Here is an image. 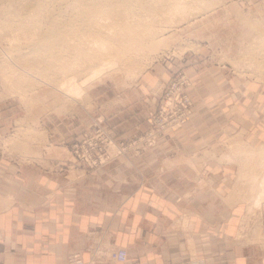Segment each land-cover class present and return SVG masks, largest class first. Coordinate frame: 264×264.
I'll use <instances>...</instances> for the list:
<instances>
[{"label": "crops", "instance_id": "obj_1", "mask_svg": "<svg viewBox=\"0 0 264 264\" xmlns=\"http://www.w3.org/2000/svg\"><path fill=\"white\" fill-rule=\"evenodd\" d=\"M185 70L191 119L96 173L58 171L79 126L53 113L41 119L35 153L0 162V264H68L74 252L88 262L94 246L93 264H264V112L234 107L235 80L216 68L200 78L198 68ZM158 82L144 77L99 98L117 138L147 127ZM227 138L238 147L219 148ZM119 247L126 260L109 259Z\"/></svg>", "mask_w": 264, "mask_h": 264}, {"label": "rangeland", "instance_id": "obj_2", "mask_svg": "<svg viewBox=\"0 0 264 264\" xmlns=\"http://www.w3.org/2000/svg\"><path fill=\"white\" fill-rule=\"evenodd\" d=\"M186 67L199 78L216 68L235 80L234 107L263 113L264 0H0V162L34 154L50 113L79 126L60 172L96 173L156 144L192 117ZM144 77L159 81L147 127L117 138L99 98ZM238 145L227 138L218 147Z\"/></svg>", "mask_w": 264, "mask_h": 264}, {"label": "built area", "instance_id": "obj_3", "mask_svg": "<svg viewBox=\"0 0 264 264\" xmlns=\"http://www.w3.org/2000/svg\"><path fill=\"white\" fill-rule=\"evenodd\" d=\"M261 224L262 229L264 231V214L261 219ZM100 253V248L98 246H94L92 247L91 258L88 262H84L78 252L68 254L67 262L68 264H93L95 262V259L98 257L97 255H100ZM107 256L109 259H112L114 261L123 262L127 258V252L125 248L119 247L116 249L109 250ZM188 264H204V262L203 260L198 258V260H192Z\"/></svg>", "mask_w": 264, "mask_h": 264}, {"label": "bare ground", "instance_id": "obj_4", "mask_svg": "<svg viewBox=\"0 0 264 264\" xmlns=\"http://www.w3.org/2000/svg\"><path fill=\"white\" fill-rule=\"evenodd\" d=\"M81 15H82V14H81ZM108 65H110V64H108ZM104 66H105V65H104ZM71 78L73 79L74 77L72 76ZM72 79H71V80L69 79L70 81H68L70 84H74V82H73L74 79H73V80H72ZM233 144H235V143H233ZM239 174H241V173H239ZM239 177H240V176H239ZM238 181H239V180H238ZM262 216H263V215H262Z\"/></svg>", "mask_w": 264, "mask_h": 264}]
</instances>
